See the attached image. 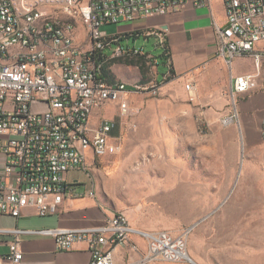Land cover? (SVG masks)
<instances>
[{"label":"built area","instance_id":"built-area-1","mask_svg":"<svg viewBox=\"0 0 264 264\" xmlns=\"http://www.w3.org/2000/svg\"><path fill=\"white\" fill-rule=\"evenodd\" d=\"M190 0H0V214L19 217L24 208L34 207L40 216L57 212L67 197L95 196L94 188L79 190L80 181H70L67 174L86 170L98 156L114 154L112 141L115 120L91 122L95 109L117 104L120 117L136 112L127 94L125 82L111 83L103 76L102 65L113 57L131 53L148 56L143 48L119 45L121 34L108 35L104 24L154 18L184 11ZM210 0H195V5ZM226 9V23L215 25L220 54L251 55L260 67L264 51L257 44L264 41V0H220ZM56 6L70 11V18L45 22L34 40H27V18L31 12ZM84 19V29L76 20ZM87 28V29H86ZM86 30L88 33L86 35ZM130 36L139 35L130 32ZM85 39V40H84ZM80 40V42H78ZM77 42V49L67 50V43ZM61 44V51H54ZM111 54L106 49L113 47ZM159 46L166 50L164 35ZM255 73L235 77L229 93L227 122L240 119L238 95L256 89ZM187 90L194 86L187 84ZM138 83L132 90H141ZM264 141V116L260 124ZM13 239L9 252L0 256V264H22V235L38 233L53 236L58 250H69L77 242H86L91 252L90 264H115L114 248L128 244L140 251L133 234L147 240L146 252L124 264H156L158 261L192 260L188 253L189 229L180 234L169 230L147 231L133 227L124 212H117L99 226L85 228H44L9 231Z\"/></svg>","mask_w":264,"mask_h":264},{"label":"rangeland","instance_id":"rangeland-1","mask_svg":"<svg viewBox=\"0 0 264 264\" xmlns=\"http://www.w3.org/2000/svg\"><path fill=\"white\" fill-rule=\"evenodd\" d=\"M124 24H106L102 30L117 34ZM78 29H84V22ZM127 42L146 53H160L143 35L122 40L123 45ZM250 64L243 61L244 66ZM148 90L140 103L142 118L122 117L124 124L114 131L116 152L96 157L81 170L89 186L112 215L124 212L135 222L175 234L190 230L192 260L165 264H264V141L259 118L250 129L240 119L225 120L230 105L209 110L201 104L170 103L172 113L162 119L167 103L161 101V90ZM184 110L193 117L177 115ZM186 127L190 131L181 134ZM175 159L190 166L179 171Z\"/></svg>","mask_w":264,"mask_h":264},{"label":"crops","instance_id":"crops-1","mask_svg":"<svg viewBox=\"0 0 264 264\" xmlns=\"http://www.w3.org/2000/svg\"><path fill=\"white\" fill-rule=\"evenodd\" d=\"M138 19L124 22L125 24L118 32L122 35L118 44L123 47L143 48L142 46H131L130 42H127L126 45L122 44L125 37H138L128 36L130 32L138 31L141 33L140 36L143 35L145 39L152 41L154 48L160 50V53L150 51L147 52L148 56L113 57L108 61V66L102 70L107 81L111 83L122 81L131 88L127 98L131 106L136 109V112L131 115L136 121H139L143 116V106L140 103L144 100V96L150 92L148 90L150 88L159 86L160 95L163 97L161 101L167 103V108L162 113V119H164L172 113L169 110L170 103L201 104L206 105L209 110H225L230 102L229 93L235 77L240 74L255 73L258 76L257 88L238 95L240 121L247 123L250 129L255 118H259L261 124L264 116V68L256 67L255 60L251 55H238L230 58L228 54H220L215 25L222 26L226 23V9L222 1L210 0L206 4L197 6L195 0H190L184 11L166 16ZM83 22L82 20L80 23L83 24ZM161 34L164 35L165 44L170 48V57L161 56L163 53V48L159 46ZM75 44L77 45V42ZM116 45L107 48L106 53L111 54ZM257 49L264 50V41L257 44ZM245 60L251 64L244 66L243 61ZM151 63L154 64L152 67L149 66ZM166 77L170 78L164 80ZM135 83L141 85L142 89L132 90ZM187 84L194 86V89L187 90ZM108 109L113 112L108 113ZM180 114H186L188 119L193 117L190 110H184L183 113L178 112L177 115L180 116ZM119 117L117 104L111 102L102 109H95L91 116V122L98 124L104 119L115 120L116 127L112 131L113 135L114 131L120 129L121 124H124L123 118ZM190 123L191 121H189ZM258 130L260 132V125ZM185 131L189 132L190 129L183 128L181 134H185ZM112 141L114 142L113 139ZM3 166L4 156L0 154V170ZM173 166H177L180 171L190 164H187L184 159L181 161L175 159ZM67 177L70 181H80L77 184L79 190L90 187L87 175L82 171H71ZM181 177V181H185L184 176ZM94 194L95 196L85 194L67 197L60 204L56 213L47 216L38 215L36 209L31 206L24 208L19 217L0 214V256L9 252V243L13 239V234L9 231L15 228L24 230L56 227L85 228L104 224L113 212L97 195L95 188ZM128 218L136 229L159 231L154 229L157 228L156 226L135 222V219L129 216ZM129 242H137L141 250L131 251L128 244L115 246L113 250L115 264L135 261L146 252L147 240L142 236L133 234ZM21 248L23 250L22 264H90L91 262V252L86 242H77L69 250H58L53 236L25 233L22 235ZM163 262L158 261L156 264H165Z\"/></svg>","mask_w":264,"mask_h":264},{"label":"bare ground","instance_id":"bare-ground-1","mask_svg":"<svg viewBox=\"0 0 264 264\" xmlns=\"http://www.w3.org/2000/svg\"><path fill=\"white\" fill-rule=\"evenodd\" d=\"M63 18H70V11L66 9H58L56 11V6H46L44 9H37L36 12H31V17L27 18V40H34L35 36L38 35L39 30H44L45 22L48 21H63ZM84 21V19L76 20L77 25ZM77 45L75 42L67 43V50H75ZM54 51H61V44H54ZM128 55H145L141 53H131Z\"/></svg>","mask_w":264,"mask_h":264},{"label":"trees","instance_id":"trees-1","mask_svg":"<svg viewBox=\"0 0 264 264\" xmlns=\"http://www.w3.org/2000/svg\"><path fill=\"white\" fill-rule=\"evenodd\" d=\"M138 34H139L138 36L141 35L140 32H138ZM128 36H130V35L128 34ZM136 36H137V35H136ZM165 45H166V44H165ZM161 56L164 57V58L168 57V50H167V47H166V50H163V53L161 54ZM106 66H108V61L105 62V63L102 65V70L105 69Z\"/></svg>","mask_w":264,"mask_h":264}]
</instances>
